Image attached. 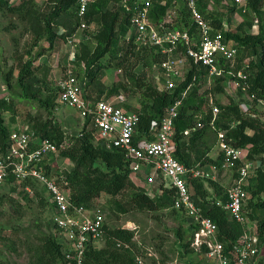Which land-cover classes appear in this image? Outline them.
<instances>
[{"label":"trees","instance_id":"16d2710c","mask_svg":"<svg viewBox=\"0 0 264 264\" xmlns=\"http://www.w3.org/2000/svg\"><path fill=\"white\" fill-rule=\"evenodd\" d=\"M123 1L93 0L89 5L84 17L85 21L89 27L97 22L98 30L90 36L94 46L87 42L79 44L76 55V73L82 80L86 81L87 92L91 89L88 97L94 101L119 95L122 89L140 93L142 98L140 108L134 109L129 106L128 110H135L139 114V134L148 137H150V123L153 120L161 119L166 110L192 85L180 108L175 123L176 133L174 137L177 148L176 156L181 163L187 167H192L193 161L189 158L190 154L193 150H197L196 143L204 138L206 131L210 128L209 123L212 118V109L210 108L199 121L204 124V127L200 130H192L196 123V115L205 106L204 98L198 96V91L200 83L206 77V71L202 67L191 65L184 82L173 91L160 92L154 85L151 70L156 63L165 57L156 54L154 51L141 50L132 41L126 40L130 15L123 8ZM128 1L131 4L134 0ZM78 2L79 0H48L49 11L40 14L35 10V0H23L18 5L12 4L10 0H0V16L6 17L9 14H14L18 15L21 21L30 22L35 39L33 46L36 47L39 42L46 40L49 44L47 50H53L58 38L67 40L77 31L80 22ZM177 4H179L177 8L179 18L176 28H189L194 31L195 26L192 24L190 14L184 8L182 0H167L166 5L155 3L151 10L152 22L154 24L161 22L167 11L176 7ZM227 7H223L226 8L223 9L224 11L220 9L208 11L207 6L199 3L202 13L212 21V25L216 29L222 28L224 19L230 21L229 14L236 10L235 5L229 4ZM243 16V22L233 31H228L224 35L225 41L237 49V65L235 68L234 66L231 68L230 63L222 61L221 66L224 67L225 74L222 77L212 79L210 92L215 95L225 93L226 82L235 79L240 82L238 92L241 93L242 90L247 92L249 97L251 96L253 99L251 100L253 106H257L260 105L259 103H264V0H247L246 13ZM255 21L258 24L256 34L252 31ZM59 29H63L64 33L59 34ZM45 49L42 48L37 53V57L43 56ZM180 49L185 53V46L180 45ZM30 51L27 52L28 55L31 53ZM138 65H142L143 72L135 71ZM111 70H122L123 80L112 85L106 84L104 82L106 75ZM229 71L235 73L242 71L247 78L246 80L236 78L228 74ZM195 77L196 80L194 81ZM12 78V71L5 75L9 90L13 87L10 83ZM28 81L39 83L34 77L31 60L22 65L16 87L23 91L20 99L38 102L40 108L47 114V118L43 115H27V125H30L31 127H29L41 138L47 139L61 148L59 159L74 164V168L70 172H64L65 180L68 183L66 188L72 200L86 208L95 209V202L98 198L103 196L116 198L130 190L131 193L128 194L127 202L124 205L117 204L119 210L122 212H127L129 209L149 212L168 211L170 217L179 221V226L173 231L177 239L175 246L183 261L186 264H203V262L194 263L192 260L194 250L190 247V230L187 227V218L182 210L174 208L175 190L165 188L161 195L154 198L141 191L132 181L130 163L124 151L118 148H108L102 140L94 142L93 132L86 130L89 120L86 121L82 136H73L69 144L63 147L67 142V136L62 126L54 120L56 118L55 111L59 107L57 100L61 91L60 87L51 88V95L43 99L38 97V93H40L38 90L33 92L35 90H32V85ZM253 106L249 112V110H243L241 103L219 104L221 110L217 126L226 132L227 140L232 145L249 150L248 158L250 160L264 162V115L258 110H254ZM7 111L15 112L14 104L7 98L0 99V146L6 145L12 125L16 121L13 117L10 123H6L4 113ZM189 130L193 132L186 141V131ZM221 161L222 156L219 160L212 162L220 166ZM54 174H60L57 168L52 172V175ZM57 182L60 183V180ZM191 183L193 199L201 206L204 214L217 223L219 239L228 250L240 236V226L235 222H230L222 208L211 205L207 200L210 194L226 200L224 188L214 180L192 179ZM34 189L40 205L48 209V199L44 192L38 187ZM210 189L213 192H210ZM247 190L250 192L251 198L248 200L246 209L249 217L258 221L260 239L264 243V171L258 170L249 179ZM5 198L3 195L1 199ZM8 199L14 206L15 212L21 214V209L24 208L23 204L15 198L10 197ZM23 199L28 200L31 197L24 196ZM48 228L49 234L42 233V237L38 238V243L32 245L33 261L30 264H67L62 253V246L56 236L53 235V226L49 221ZM105 230L106 242L104 247L102 249L88 248L85 254V263L135 264L138 245L134 241V232L123 228H112L107 224ZM17 232L14 230L13 233ZM117 241L130 244L132 250L117 249ZM162 263L165 264L163 261ZM0 264L9 263L1 262ZM260 264H264V256L260 259Z\"/></svg>","mask_w":264,"mask_h":264},{"label":"built area","instance_id":"2783aa9c","mask_svg":"<svg viewBox=\"0 0 264 264\" xmlns=\"http://www.w3.org/2000/svg\"><path fill=\"white\" fill-rule=\"evenodd\" d=\"M92 2L93 0L78 2L79 30L89 29L84 17ZM155 3L166 5L167 0H134L131 4L124 0L122 6L130 15L126 40L132 41L141 50L154 51L165 57L153 66V82L160 92L173 91L184 82L191 65L202 67L206 71L205 80L210 84L213 83V78L225 74L222 61L230 63L233 68L237 49L225 41L224 35L243 22L247 0H182L195 26L194 31L176 28L180 3L167 11L161 22L154 24L151 10ZM199 3L207 6L208 11H224L226 8L223 7H229V4L235 5L236 10L229 14L230 21L224 19L222 28L216 29L212 21L202 13ZM180 45L185 46V53L181 51ZM139 67L143 68L142 65L137 66ZM115 73L123 76L122 70H116ZM228 74L243 80L247 78L242 71H229ZM86 85V81L70 65L59 83L61 91L58 105L78 111L85 122L89 120L86 130L92 131L108 148L124 151L130 163L132 181L141 191L154 198L161 195L165 188L175 190L174 208L182 210L187 218L194 263L200 262L194 259V255H197L205 264H260L264 243L260 239L258 221L249 217L245 207L251 198L247 190L249 179L258 170L264 171L263 162L250 160L248 149L235 147L227 140L226 132L217 126L219 108H212L209 127L217 133L221 165L203 167L198 164L187 167L176 156L174 137L180 108L192 85L166 110L161 119L150 123V137L140 136V116L136 111L124 107L126 99L123 94L94 101L88 97ZM203 127L202 122H196L192 130ZM82 131L83 129L78 135L82 136ZM66 146L67 144L63 145ZM60 150L61 148L41 138L29 126L12 125L6 145L0 146V186L16 188L23 197L36 196L34 188H40L48 199L52 215L50 223L62 246L67 264H86L85 254L88 248L102 249L105 245L106 223L99 208L89 209L72 200L64 176V172L72 170L68 165L74 168L72 162L68 161L69 164L66 165L67 161L63 162L57 168L60 174L52 175ZM220 172L233 174L231 186L225 192L226 200L218 197L207 200L211 205L222 208L228 220L241 228L240 236L228 250L219 239L217 223L207 217L193 199L191 183L192 179L215 181ZM116 248L132 250L130 244L121 241L116 242ZM153 256L157 258L153 253L148 257L151 259ZM153 261L143 256L135 258V264H157Z\"/></svg>","mask_w":264,"mask_h":264},{"label":"rangeland","instance_id":"374dc122","mask_svg":"<svg viewBox=\"0 0 264 264\" xmlns=\"http://www.w3.org/2000/svg\"><path fill=\"white\" fill-rule=\"evenodd\" d=\"M10 1L12 4H15V2L19 1L20 3L23 0ZM35 10L40 14L47 13L49 11L48 0H35ZM97 30V22L85 31L79 30L77 27V31L72 37L67 40L58 38L53 50H47L49 44L46 40L39 42L36 47L33 46L35 39L30 22H23L18 15L14 14H9L6 17L0 16V99L7 98L15 106V112L7 111L4 113L6 123H10L11 119L15 117L16 121L14 125L25 126L28 124L27 115H43L47 118V114L40 108L38 102L29 99H20L23 91L16 86L22 65L28 60H31L34 77L39 83L33 81L28 82L32 85V90H35L33 92L35 93L38 90L40 92L38 93V97L44 99L51 95V88L59 87L60 80L65 77L69 66L76 67V55L78 54L79 44L81 42H87L91 46H94L90 36L96 33ZM252 31L254 33L258 32V24L256 21L253 23ZM62 33H64V30L59 29V34ZM42 48H46L43 51V56L37 57V53ZM29 50H31V53L28 55L27 52ZM233 65L235 68V65H237L236 60L233 62ZM141 70V68H137V72ZM11 71L13 78L10 80V83L13 87L9 90L7 82L5 81V75ZM151 73L153 75L154 71ZM117 76L119 79H122L121 75ZM117 76L115 75V70H111L107 73L104 82L109 85ZM199 87L198 96L204 98L205 106L196 115L195 122L200 121L202 115L206 114L210 108L218 107L221 110L219 104L241 103L243 110L246 111L253 106L251 101L253 99L251 96L249 97L247 92L244 90L241 93L238 92L240 82L237 80L231 79L227 81L225 93L219 95L210 92L212 84L208 80L207 82L205 79L202 80ZM90 91L91 89L88 90V94H90ZM122 91L124 97H131L136 100V103L140 104L142 100L140 93H135L134 90L127 91L126 89H122ZM259 104L253 106L254 110L256 109L264 115V103ZM134 105L136 104L134 103ZM128 107L129 105H126L127 110ZM249 112L251 111L249 110ZM55 113L56 118L54 120L62 126L67 136L66 144L68 145L73 136H78L86 122L79 116L78 111L71 108L59 106ZM186 132L188 133H186L187 137L185 140L188 141L193 131L189 130ZM97 140L95 136L94 142H97ZM196 144L197 150H193L191 153L198 160L197 162H201V166L204 167L206 163L203 162L209 159L206 154L210 148L219 147L217 133L211 131L209 128L204 138ZM55 160L54 165L56 166L54 167L56 168L63 162H66L59 158ZM66 164H69V162L67 161ZM68 167L73 169L71 165H68ZM230 173L220 172L217 176V183L220 186L221 184L223 185L222 187L225 192L231 186L232 175ZM130 193L131 191L127 190L124 194L116 198L111 196L100 197L95 202V209L99 208L103 212L105 223L110 227L123 228L134 232V238L138 245L136 256H143L150 261L154 260L153 263L156 262L157 264H163L162 261L165 264H186L175 246L177 239L173 229L179 226V221L170 217L168 211L149 212L130 210L129 208L127 212L120 211L117 204L124 205ZM3 195H5V199H1ZM10 197L19 200L23 204L24 208L21 209V214L15 212L14 206L8 199ZM50 216H52L50 215V209L42 207L38 197L31 196V199H23L22 194L16 188L0 186V263L30 264L33 261V253L31 252L32 245L38 243V238L42 237V233L49 234L48 221H51ZM14 230L18 232L13 233ZM52 233L55 235L54 230ZM150 253L155 254L157 258L153 256L150 259L148 257ZM261 254L264 256V248H262ZM194 259L205 264L197 255H194Z\"/></svg>","mask_w":264,"mask_h":264},{"label":"crops","instance_id":"0c3cea01","mask_svg":"<svg viewBox=\"0 0 264 264\" xmlns=\"http://www.w3.org/2000/svg\"><path fill=\"white\" fill-rule=\"evenodd\" d=\"M19 4V1H17V2H15V5H18ZM77 40V39H76ZM140 68V67H139ZM143 68H142V70H141V72H143ZM135 71L137 72V67H136V69H135ZM152 72H153V70H152ZM115 75H116V73H115ZM117 76V75H116ZM153 76H154V74L152 75V78H153ZM122 79H119V77L117 76L116 78H114L113 79V81H112V83H109V84H115V83H118L120 80H123V77H121ZM106 80V79H105ZM116 81H118V82H116ZM122 90L120 91V94H122ZM119 94V95H120ZM126 98V97H125ZM133 102V103H132ZM134 103L136 104V105H134ZM126 105H129L130 107H132V108H136V109H138V108H140V104H138V103H136V100L135 99H133V98H131V97H128V98H126V102H125V104H124V107L126 108ZM135 111V110H134ZM199 122V121H198ZM211 129V128H210ZM211 131H214V130H212L211 129ZM252 134V133H251ZM193 154V153H192ZM192 154H190V157L189 158H191V159H193L192 161H193V166L194 165H201L202 163L201 162H197L198 160L197 159H195V157H194V155H192ZM206 156L209 158V159H206V160H204V162L203 163H206V164H204L205 166L204 167H208L209 165H213L214 164V162H212V161H217V160H219V158H220V156H221V153H220V149H219V147H217V148H210V150H209V152L206 154ZM205 156V157H206ZM178 158V157H177ZM179 160V159H178ZM212 160V161H211ZM197 162V164H195L196 162ZM201 161V160H200ZM263 162V161H262ZM263 167H264V162H263ZM224 173H228V172H224ZM231 175H232V178H231V183H232V181H233V174L232 173H230ZM216 182L218 181L217 179L215 180ZM221 186H223L222 184H221ZM210 192H213L212 191V189H210ZM210 197H212V198H216L215 196H212L211 194H210ZM209 197V198H210ZM219 199H222V198H220V197H218ZM226 198V197H225ZM225 201V200H224ZM247 206V205H246ZM245 210H246V213L248 214V211H247V209H246V207H245ZM189 229V228H188ZM241 229V228H240Z\"/></svg>","mask_w":264,"mask_h":264}]
</instances>
